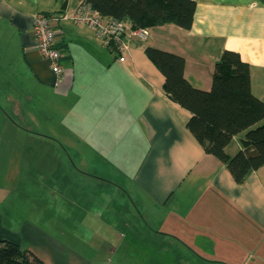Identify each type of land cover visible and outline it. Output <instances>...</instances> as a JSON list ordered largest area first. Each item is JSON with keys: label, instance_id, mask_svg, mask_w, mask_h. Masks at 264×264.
Segmentation results:
<instances>
[{"label": "crops", "instance_id": "1", "mask_svg": "<svg viewBox=\"0 0 264 264\" xmlns=\"http://www.w3.org/2000/svg\"><path fill=\"white\" fill-rule=\"evenodd\" d=\"M83 1L0 0V178L11 167L18 180L24 143L35 153L28 175L69 183L74 153L83 169L75 178L96 191L89 217L120 233L110 254L124 240L123 249H140V258L124 255L126 264H264V166L236 184L187 131L190 114L166 97L162 75L144 54L152 47L182 57L184 79L208 91L221 53L234 52L249 67L251 94L264 102V0H190L188 31L147 28L144 41L124 37L123 54L104 48L91 29L60 20L54 30L63 75L56 83L34 49L31 19L69 15ZM243 136L231 140L227 157ZM38 233L45 247L17 242L43 264H59Z\"/></svg>", "mask_w": 264, "mask_h": 264}, {"label": "trees", "instance_id": "2", "mask_svg": "<svg viewBox=\"0 0 264 264\" xmlns=\"http://www.w3.org/2000/svg\"><path fill=\"white\" fill-rule=\"evenodd\" d=\"M102 18L124 21L131 30L174 25L188 31L195 3L190 0H84ZM144 54L164 79L163 91L190 114L187 131L206 155L222 162L233 181L264 166V102L250 92V72L238 54L223 51L214 65L208 91L184 79L182 57L146 47ZM244 133L240 149L227 157L225 148ZM0 264H43L21 242L0 241Z\"/></svg>", "mask_w": 264, "mask_h": 264}, {"label": "rangeland", "instance_id": "3", "mask_svg": "<svg viewBox=\"0 0 264 264\" xmlns=\"http://www.w3.org/2000/svg\"><path fill=\"white\" fill-rule=\"evenodd\" d=\"M27 146L23 143L18 149V160L20 159L22 164L21 167L18 166V180H13L17 174L11 167L1 172L0 237L7 241L25 239L28 244L36 245L40 249L39 245L43 243L32 234L34 230H38L40 233L38 235L49 238L47 240L54 252L47 249L43 251L52 255L54 261L59 264H77L69 255L82 259L83 264H126L123 258L128 255L138 257L139 248L123 249L127 246L125 240L124 246L118 249L121 250L118 254L115 253L114 256L110 254V251L116 250L117 247L113 241L117 232L113 233L109 225L105 226V222H102L103 225L96 223L95 215L90 213L89 217L88 212L94 209L96 203L98 204L94 196L96 191L94 186L89 185L83 190L82 184L75 178L77 175L80 176L83 170L78 166L75 154L72 153L73 166L69 183L65 181L52 184L54 178L50 174L48 178L34 173L28 175L32 168L30 165L34 163V159L30 161L28 156L35 153L33 151L29 153L26 150ZM57 170L54 169L55 172ZM15 182H18V185L15 186ZM9 183H12V186L8 185ZM56 243L66 252L56 246ZM25 246L26 244L22 243V247L26 248ZM65 256L67 257L63 258ZM145 264L164 263L152 258ZM165 264L174 262L167 261Z\"/></svg>", "mask_w": 264, "mask_h": 264}, {"label": "built area", "instance_id": "4", "mask_svg": "<svg viewBox=\"0 0 264 264\" xmlns=\"http://www.w3.org/2000/svg\"><path fill=\"white\" fill-rule=\"evenodd\" d=\"M60 20L68 21L75 26H83L91 29L101 45L118 54H123L127 48L124 44V37L144 41L147 37L146 29L131 30L124 21L102 18L87 4L80 2L69 14L62 17L36 14L31 19V35L34 42V49L39 57L44 60L50 72L58 83L63 75L62 52L55 41V24ZM123 57L119 58L122 62Z\"/></svg>", "mask_w": 264, "mask_h": 264}]
</instances>
